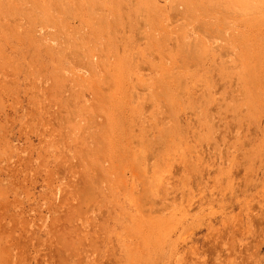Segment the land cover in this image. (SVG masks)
Here are the masks:
<instances>
[{"label": "rangeland", "instance_id": "rangeland-1", "mask_svg": "<svg viewBox=\"0 0 264 264\" xmlns=\"http://www.w3.org/2000/svg\"><path fill=\"white\" fill-rule=\"evenodd\" d=\"M0 264H264V0H0Z\"/></svg>", "mask_w": 264, "mask_h": 264}]
</instances>
